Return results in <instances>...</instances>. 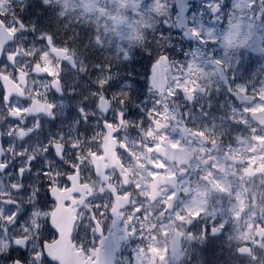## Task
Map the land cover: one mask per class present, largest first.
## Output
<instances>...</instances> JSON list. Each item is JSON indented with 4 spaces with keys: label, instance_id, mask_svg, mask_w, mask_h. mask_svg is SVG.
I'll return each mask as SVG.
<instances>
[{
    "label": "flooded vegetation",
    "instance_id": "obj_1",
    "mask_svg": "<svg viewBox=\"0 0 264 264\" xmlns=\"http://www.w3.org/2000/svg\"><path fill=\"white\" fill-rule=\"evenodd\" d=\"M135 1L137 18L127 16L119 29L123 30L128 20L135 21L133 39L146 34L152 56L145 54L142 44L136 45L135 40L128 41L121 34L117 48L112 42L110 48L104 41L97 42L100 27L85 24L82 15L87 7L83 3L77 10L73 8L74 13L67 10L71 6L59 0H42L37 9L10 7L6 14L0 13L8 31L17 29L14 42L4 46L0 58V164L7 165L0 169V237L11 240L5 247L12 258L26 260L34 242L42 251V240L59 239V232L49 230L51 225L45 219L58 204L47 194L50 183L71 189L62 196L65 209L74 211H61L58 220L66 226L71 243L76 249L82 246L87 255L111 231L114 197L109 185L115 187L120 205L128 206L120 213L124 217L121 234L129 232L131 238L143 241L160 235L164 250L179 231L183 240L191 236L199 246L221 238L226 251L237 253L244 245H235L237 238L254 217L260 221L255 227H264V122L258 123L253 117L258 112L264 115V111H246L262 102L257 92L264 86V40L260 43V60L246 58L244 66L238 62V70L244 69V73L235 80L231 71L226 72L227 80L214 74V88L205 95L197 74L187 77L186 73L187 64L193 61V56L186 53L200 51L202 44L184 40L177 21L174 35L179 38L169 35L170 27L164 23L165 19L171 22L172 14L178 18L176 0H161L165 10L171 5L169 14L158 13L154 0ZM100 5L107 3H97L96 13L97 7L105 9ZM200 6L199 0L191 4L192 27L200 24L195 17ZM106 11L101 19H112L111 8ZM67 21L74 24L64 26ZM44 30L54 37L69 38L68 49L75 62L73 66V61L55 53L57 65L63 66L59 69L61 84L54 86L53 77H45L50 87L47 94L32 91L29 80L43 75L37 73L33 62L30 69L23 67L25 52L20 56L17 50L23 37ZM161 33L166 42L160 41ZM2 36L7 37L5 33ZM158 43L166 47L162 49ZM164 50L170 55L171 63L164 69L168 70V88L176 91L174 97H169L167 90L161 94L150 88L146 78L153 57ZM126 51L132 55L129 61L123 58ZM10 53H17L14 60L9 58ZM107 54L111 55L109 60H105ZM195 63L200 64V56ZM175 78L182 79L181 83L188 79L198 82L193 99L175 88ZM128 79H134L132 89L124 84L116 88L100 84L102 80L111 83ZM238 85L246 86L247 93L239 92ZM239 93L244 96L236 97ZM49 103L55 108H47ZM16 109L21 110L19 114ZM246 168L252 170L244 172ZM74 172L77 174L69 180ZM14 184L22 187L14 188ZM253 210L259 214L252 216ZM13 213H18L15 223L2 218ZM33 221L41 227L37 229ZM21 225H27L30 232L22 234ZM213 227L220 228L221 234L211 236ZM24 236L28 237L26 245L15 244ZM71 243L65 241L51 249L73 253ZM197 253L196 247L190 254Z\"/></svg>",
    "mask_w": 264,
    "mask_h": 264
},
{
    "label": "snow or ice",
    "instance_id": "obj_2",
    "mask_svg": "<svg viewBox=\"0 0 264 264\" xmlns=\"http://www.w3.org/2000/svg\"><path fill=\"white\" fill-rule=\"evenodd\" d=\"M45 3H47V0H45ZM254 6H255V0H252V3L249 5V7L251 8ZM205 7L215 17V19L212 21L213 23H215V20L219 19V13H221L227 7V5L221 4L219 2V0H210V2L205 5ZM162 9H165V5L163 3H160L159 0H157L156 11L158 13H160ZM203 15H204V13L201 12V16H203ZM260 17H261L262 21H264V8H262L260 11ZM19 22H20L21 27H24L23 21L20 20ZM3 23H4V21L0 20V24H3ZM164 23L169 27L172 26V25L168 24L166 19L164 20ZM229 27L231 28L232 26L229 25ZM9 32L12 34H15L17 32V29L15 27L10 28ZM185 36L189 37V38L198 39L200 41V43L205 45L206 47L215 45L219 42V38L216 35V29L211 28V27L205 28L203 25H201V27H199V28H197V27L190 28L188 31L185 32ZM43 38H45L47 40L48 44L50 45L52 52L60 53L62 56H64V58H66L70 61H73V66H75V62H74L73 58L71 56L67 55V53L69 51L68 48L57 47L54 44L53 37L51 34H45V36ZM166 39L167 38L164 36V34L161 33L160 34V41L166 42ZM96 40H97V42H99V37H96ZM224 41H225V43H224L225 48H230L233 45V34L231 31L224 37ZM135 44L136 45L142 44L144 47V50H145V54L148 56L153 55L151 49H149L147 47L146 34L144 36L135 37ZM167 46H170V45H167ZM158 47H161L163 49L166 47V45H165V43H158ZM188 54H191L193 56V61L189 63L188 69H187L189 75H192V74L197 73V72L201 73L203 75H214L216 73H219L220 75H222L227 80V74L225 72L226 65H225V61L223 59H219V58L210 59L209 62L216 66V70H215V73L208 74V73H204L203 69L198 68L197 64L195 63L196 58L198 56H202V53L199 50H196V51L191 52V53H186V55H188ZM16 55H17V53H10L9 58L14 60ZM28 55H31V53H28ZM41 58L44 61V66L42 67L40 63H37L35 65V68L38 71H40L42 73H47L49 76L53 77V80H52L53 85L59 86L61 84L59 69H61L63 66L62 65L53 66L51 61L49 60V53L47 51L43 52ZM123 58L125 61L131 60L132 59L131 52L126 51ZM170 63H171L170 55L167 53L166 50L159 52L158 54H156L153 57L151 63L148 65V75L146 77L147 80L149 81L150 88L157 87L156 73L162 67H166ZM228 68H231L230 64L228 65ZM109 71H111V65H109ZM5 79H7V77H5ZM175 79H178V78H175ZM231 79L232 80L236 79V75L234 72L231 76ZM100 84L102 86L105 84H108L109 86L114 87V88L120 87L121 84H124L129 89H132L135 86L134 79H128V80H125L123 82H111V83L109 81H103L102 80V81H100ZM198 87H199L198 82L195 80H192V79H188L185 83H177L175 86L176 89L182 90L187 95V97L189 99L194 98V93L196 92ZM228 87L231 90V88H232L231 83L228 84ZM237 88H238L239 92L247 93V91H248L246 86L240 87L238 85ZM167 94L169 97H174L176 95V91L172 88H168ZM129 95H130V93H129ZM257 95L261 101H264V87H261L258 90ZM253 99H255V97H253ZM121 102L123 103V101H121ZM46 107L49 109H54L55 105L49 103L46 105ZM20 111H21L20 109H16L15 113L19 114ZM25 111H27V109H25ZM81 111H83V109H81ZM246 111H249V112L264 111V104H261L259 107H253L250 109H246ZM119 115L121 117H124L125 114L123 112H121ZM107 126L109 128L113 127V125L111 123H109ZM149 135H151V133H149ZM200 135H203V133L201 132ZM173 147H175V145H173ZM5 168H7L6 164H0V169H5ZM20 173H21V175H23V173H24L23 168L20 169ZM76 174L77 173H75V172L70 174L68 179L71 180ZM47 175H49V173H45V176H47ZM13 187L19 189L20 187H22V185L14 184ZM69 191H71V189H69L67 187H61L59 185H53L51 183L48 185L47 194L49 195V197L52 200H57L58 204L50 213L45 214V219L48 220L49 224L51 225V228L49 230L54 229V230L59 232V239H53V240L44 239V240H42L41 248L43 250L33 253V260L36 261L37 264H52V262L45 255V251L48 249L54 248L57 244L63 243L65 241H68L70 243L69 233H68L66 226L64 224L60 223V221L58 220V214L61 213V211H69V212L74 211L73 209H65L64 199H63L62 194L65 192H69ZM5 195H7V194H5ZM7 203H16V201L8 200ZM37 215H39V213H37ZM17 216H18V213H13L12 215L2 217V218L11 224V223L16 222ZM198 216H199V214H197V218H198ZM74 219H75V217H73V221H74ZM180 219H183V217H180ZM33 224L35 225V227L37 229H39L41 227V225L39 223H37L36 221H33ZM27 231H29V229L25 228V232H27ZM215 232H216V229H213V234H215ZM205 234L207 235V229H205ZM27 241H28L27 236L20 237V238L16 239V243L18 245H26ZM72 248L76 249V246L72 245ZM83 253H84V249L82 246L76 250L77 257H79ZM13 264H24V260L23 259H14ZM62 264H76V262H66V261L62 260ZM81 264H91V261L90 260H83L81 262Z\"/></svg>",
    "mask_w": 264,
    "mask_h": 264
},
{
    "label": "rangeland",
    "instance_id": "obj_3",
    "mask_svg": "<svg viewBox=\"0 0 264 264\" xmlns=\"http://www.w3.org/2000/svg\"><path fill=\"white\" fill-rule=\"evenodd\" d=\"M11 1L12 0H0V12H2L3 14H6L8 12L9 3ZM118 1H119L118 4L112 6L109 3V0H105L107 5L111 8V13H113L116 16H119L120 18H125L127 16V13L134 14L133 9H137V5H138L137 1L136 2H134L135 0H118ZM249 1L251 0H219L221 4H226L227 7L221 13H219V18L224 20V22L222 23V26L220 28H217L216 26L214 27L209 26L211 28L216 29V35L219 38V42L215 44L214 47H218L221 50H230L235 45H237V43L242 44L244 40H246L247 33L249 30V26H248L249 22L247 21L245 16L247 15V12H248ZM99 2H102V1L101 0H59L60 4L64 6L68 5L72 7V8L68 7L67 9V10H70L71 13H74L75 10H77V5L79 3H83V5L87 7L86 14L83 13L85 16H82V18H85L87 21L85 22V24L87 26L98 25L100 27L98 29V31H101L99 42L102 43L104 41V45L107 46L108 48H110L109 42H112V44H114V48L115 47L117 48L116 44L118 43L116 41H117V37L119 36V34H121L123 38H125L128 41H134L135 40L133 39L134 34L131 32L135 25L134 21L133 22L127 21L125 28L123 30H118L117 31L118 33H115V28L113 27V25H111L109 21H106V22L101 21L100 18L95 16L93 9H94V6ZM159 2L162 3L161 0H159ZM209 2L210 1H207L206 4ZM154 3L157 4V0H154ZM132 5H134V8H132ZM170 8H171V5L169 4V7L166 10L162 9L161 11L169 14ZM82 9L84 8L82 7ZM206 12L208 14H206L205 16L209 15L210 18L212 19L213 14L210 13L209 10L205 7L203 13H206ZM80 18L81 17H78L79 20ZM175 20H176V17H174L173 14H172L171 22L167 20L168 24L172 25L170 27V33H173L172 30L176 31ZM229 25H231L232 27L230 28ZM197 27L199 28L200 26L198 25ZM230 31L233 34V45L230 48H225L224 47V43H225L224 37ZM38 36H39V39L41 40L44 39L46 41V39L43 38L44 34L40 33ZM175 37H177V35H175ZM22 41L29 44L28 46H24L23 42H21V44L18 46V49H17L18 54H20V56L22 55L21 53H23V51L25 52L23 53V57L26 58L25 59L26 62L23 64V67H25L26 69H30L32 67V62L34 65H36L37 63H40L41 66L43 67L44 61L42 60L41 57H42L43 52L45 51L49 53V60L51 61L52 65L55 66L56 58L54 57V55H52L51 52H49L51 50L49 48L50 46L48 45L41 46L37 42L31 40L29 37L28 38L23 37ZM258 41H259V37L254 36L252 40H250L248 46L250 47V52L252 55H256L260 57L263 55V52L259 49L260 47H259ZM210 52H211V48H208V49L206 48V50L203 53L204 56H203L202 66L198 64V68L203 69L204 73H208V74L214 73V70H213L214 64L210 63L209 62L210 60L207 58V54ZM28 53H31V55H28ZM110 57L111 55L107 54L105 56V60H109ZM225 59L224 60L226 61V64H229V58L227 57ZM189 63L187 64V69H188ZM187 69H186L187 77L193 76V74L192 75L188 74ZM195 74H197V77L199 78L200 82H203V88L205 89V95L211 94L212 88H214L213 75H203L199 73H195ZM47 76L49 75L47 74ZM182 81H183L182 79L178 78V83H181ZM29 83H31L32 91H35L41 94H47L48 90L50 91V87L48 86V81L44 80L43 78H39V77L33 78L32 81L29 80ZM261 104H264L263 101L259 103V105ZM255 214H257V211L253 212L254 216ZM252 227H253V220H251L249 224L247 225L246 231L239 235L235 245L240 244V243H245L246 241H248L247 239L248 234L251 232ZM25 228L29 229L27 225L20 226V229L22 230V234H25ZM18 231H19V228L17 229V232ZM27 232H30V229ZM35 238L36 237H34L33 240H35ZM5 244H6L5 241H0L1 248H3ZM164 245L165 244L162 241L161 242L151 241V246H153L152 249L160 254V259H161V262L163 263L167 261L166 253L164 252V249H163ZM259 250H261V253H264V240L261 244H259ZM144 251L145 249H143L142 247L136 250L134 254V264H147V260L150 258H149L148 252L146 251L144 252ZM35 252H38L36 242H34V244L31 246V248L29 249V253L26 256L27 264H37V262L33 260V253ZM174 259L180 260L181 257L179 255H176ZM200 259L203 260L202 258L198 257L196 261L197 264H200ZM253 259H256V257H254ZM4 260L6 261V262H3L4 264H12V261L8 262L9 259L5 258Z\"/></svg>",
    "mask_w": 264,
    "mask_h": 264
},
{
    "label": "water",
    "instance_id": "obj_4",
    "mask_svg": "<svg viewBox=\"0 0 264 264\" xmlns=\"http://www.w3.org/2000/svg\"><path fill=\"white\" fill-rule=\"evenodd\" d=\"M182 4H178L177 8L180 14V21H179V27L187 26V13H188V8H187V1L182 0ZM11 41V38H5L1 37L0 39V55L2 53V50L4 46ZM157 75V74H156ZM160 79V77H158ZM165 71H164V76L161 78L159 81L160 87L164 88L165 87ZM260 116V115H259ZM260 122V120H258ZM124 239H116V242L113 241V237L109 238L107 241H105L102 244V247L105 248L104 251H100L99 254L96 255V261L92 262V259H90L91 264H115L116 261V254L119 250L121 242H124ZM61 245V244H60ZM59 247V245L55 246L53 249ZM58 253H55L54 250H51L49 253H47L48 258L51 261H55L58 264H62V260L66 262H76V264H81V262L84 260V257L82 254L77 257L76 253H66L63 250L57 251Z\"/></svg>",
    "mask_w": 264,
    "mask_h": 264
},
{
    "label": "trees",
    "instance_id": "obj_5",
    "mask_svg": "<svg viewBox=\"0 0 264 264\" xmlns=\"http://www.w3.org/2000/svg\"><path fill=\"white\" fill-rule=\"evenodd\" d=\"M214 259H215V258L212 257V260H214ZM204 261H208L207 258L204 257ZM205 264H208V263L206 262ZM210 264H214V263H210ZM218 264H224V262L220 260V261L218 262Z\"/></svg>",
    "mask_w": 264,
    "mask_h": 264
}]
</instances>
